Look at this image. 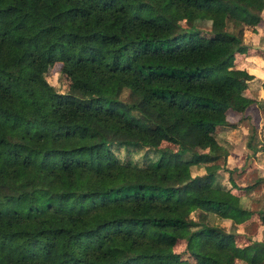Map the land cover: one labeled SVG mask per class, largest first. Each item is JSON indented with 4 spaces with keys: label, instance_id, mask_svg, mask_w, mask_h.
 I'll return each mask as SVG.
<instances>
[{
    "label": "trees",
    "instance_id": "1",
    "mask_svg": "<svg viewBox=\"0 0 264 264\" xmlns=\"http://www.w3.org/2000/svg\"><path fill=\"white\" fill-rule=\"evenodd\" d=\"M263 11L0 0V264H264V239L236 228L264 224L245 195L264 175L238 184L225 136L247 120L246 146L264 150V101L235 66L264 52L244 38ZM56 63L64 92L45 75Z\"/></svg>",
    "mask_w": 264,
    "mask_h": 264
},
{
    "label": "rangeland",
    "instance_id": "2",
    "mask_svg": "<svg viewBox=\"0 0 264 264\" xmlns=\"http://www.w3.org/2000/svg\"><path fill=\"white\" fill-rule=\"evenodd\" d=\"M45 75L47 80L52 83L56 90L63 92L67 90L68 78L59 71L58 63L54 64ZM255 124L257 132L256 136L254 134L252 137L251 144H255L257 139H264V114L260 117L258 122H255ZM250 127L251 124L246 121L245 123H239L234 128H227L225 134L228 143L231 144V149H233V146H236L237 150L242 155V159L238 160L237 164L241 163L242 160L243 162H246V168L240 174H237L236 172L233 173L235 180H237L238 184L241 185L253 183L256 178L262 176V173H264V150H259V148H257V150H254L253 152L251 147L248 148L246 146L248 137L250 135ZM230 144L228 145L230 146ZM163 145L165 144L163 143L162 146ZM151 152V149H141L134 151L132 158L138 163L145 164V155L147 154L149 157H151ZM239 153L236 155L239 156ZM118 154L122 158L124 157L125 151L121 150ZM243 162L241 165H243ZM240 167L241 166L234 164V167L231 168H237L238 170ZM196 170H199L196 166L192 168L193 172H196ZM245 195H248V205L252 206L254 209H257L264 204V192L261 185L252 189V191H249V193H246ZM236 228L238 231L246 233V236L252 239H264V224H260V221L257 217L251 220L244 227L238 225ZM180 248L181 245L176 246L177 251H181Z\"/></svg>",
    "mask_w": 264,
    "mask_h": 264
},
{
    "label": "crops",
    "instance_id": "3",
    "mask_svg": "<svg viewBox=\"0 0 264 264\" xmlns=\"http://www.w3.org/2000/svg\"><path fill=\"white\" fill-rule=\"evenodd\" d=\"M262 16L263 20L260 22L259 26H257L254 30H247L245 32L244 38L245 42L251 44V46L259 45L264 49V11ZM255 49L256 50H250L249 52L238 56L235 66L246 70L247 73L252 76V78L248 81L249 92L257 99L263 101L264 89L262 88L261 83L264 80V52L258 51V48ZM246 121L247 120H243L239 123H245ZM237 153H239V151L237 150L236 146H233V149L230 150L227 157V162L229 165H241L243 160L239 164H237V162L238 160L242 159V155L239 153V156H237ZM262 174L264 175V173Z\"/></svg>",
    "mask_w": 264,
    "mask_h": 264
}]
</instances>
